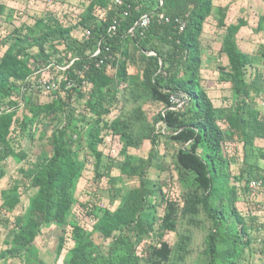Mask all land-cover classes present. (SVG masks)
Masks as SVG:
<instances>
[{
  "label": "rangeland",
  "instance_id": "374dc122",
  "mask_svg": "<svg viewBox=\"0 0 264 264\" xmlns=\"http://www.w3.org/2000/svg\"><path fill=\"white\" fill-rule=\"evenodd\" d=\"M98 3L97 0H0V63L14 42L17 29L21 28L22 36L30 35V30L34 31L40 20L47 25L39 27L43 33L53 31L55 35L58 30L68 31L63 37L76 47H83L85 55L91 48L83 39V21L89 7L97 18L98 9L103 7ZM39 29L36 36L41 33ZM53 35L44 46L49 55L46 61L40 60L38 46L28 48L34 57L30 60L31 74L37 79L60 77L63 72L59 67L73 57L66 39ZM257 40L251 41L252 56L259 59L254 69L264 64V31L259 33ZM141 55L132 41H124L116 60L104 68L107 86L116 85L114 95L108 93L105 86L100 94L106 96L101 97L95 83L87 80L83 90H66L62 85L63 93H33L29 103L19 108L17 117L20 120L11 126L9 136L18 157L8 156L0 163V171H3L0 178V264H68L79 241H90L106 254L112 251L120 237L129 240L137 257L136 264H152V249L160 247L164 241L170 244L171 255L161 264L208 263V235L215 225L203 209L195 175L177 164V153L187 144L172 140L170 135L174 131L157 122L164 105L154 101L144 85ZM50 62L54 65L48 68ZM223 66V61L219 60L214 67H206L200 81L214 107L223 110L217 119L218 125L228 131L226 112L232 109L235 99L225 76L215 72ZM183 71H186L185 63L178 68L179 76L185 75ZM7 102L1 104L9 106ZM39 105H48L46 113L22 129L24 122L33 116L31 109ZM257 106L264 112V106L258 103ZM194 112L191 103L188 119ZM97 125L102 127L100 141L96 148H91V132ZM54 133H62L65 144L82 165L75 202L65 223L43 225L29 248L19 247L18 256L11 257L7 251L15 247L14 235L27 223L31 203L38 193V187L25 174L37 169L51 156ZM153 133L159 135V142L151 161L149 135ZM222 148L226 162L230 159L232 176L225 175L216 181V192L212 195V203L225 217L217 263L232 264L242 254L241 243L230 228L236 220L232 210L234 185H238L240 192L236 204L238 211L247 215V220L253 217L255 222H263L264 209L248 210L250 194L245 188L246 181L234 178L241 176L243 144L228 141ZM258 148L264 147L258 145ZM200 151L205 156L212 152V145L203 143ZM261 165L264 167V160ZM109 214L114 220L101 228L100 222ZM168 215L175 223L173 229L167 226ZM20 217L23 220L19 223ZM258 229L251 231L253 246ZM249 248L245 257L250 254Z\"/></svg>",
  "mask_w": 264,
  "mask_h": 264
},
{
  "label": "trees",
  "instance_id": "16d2710c",
  "mask_svg": "<svg viewBox=\"0 0 264 264\" xmlns=\"http://www.w3.org/2000/svg\"><path fill=\"white\" fill-rule=\"evenodd\" d=\"M97 1H99L98 5L107 7L110 0ZM164 2L166 14L171 18L189 13L185 31L179 33L174 27V23L160 24L155 21L145 39L125 37L124 30L132 27L139 15L134 11L124 20L119 35L110 43L116 54L119 53L124 41H132L140 49L141 60L144 65L142 74L144 85L150 97L164 105V110L158 116L157 122H162L163 126L174 131L170 135L172 140L187 144L186 147L179 149L177 164L180 169L195 175L196 186L202 194L203 209L215 225V228L208 235L209 259L207 264H218V242L225 217L223 211L212 203V195L216 192L215 183L222 176H229L230 174L232 176L231 162L230 159L227 162L224 159L222 146L228 141H237L243 144L244 156L240 171L241 176L234 178L237 181L245 179L246 189H248L247 183L250 179H264V168L259 164V161L264 159V148H256L255 146L257 138H264V116L257 106L254 96L264 91L263 84L257 81L252 83L246 81L245 66L250 63V58L239 49L235 40L238 27H233L223 43V51L227 53L230 61V72L225 78L232 82L235 102L232 109L226 112L225 120L228 131L223 130L218 125L217 120L223 114V110L214 107L207 92L201 87L200 81L202 65L200 37L204 22L212 10V0H164ZM96 23L93 10L89 7L83 24L85 28H89L94 27ZM110 23V20H106L101 27L95 26L93 37L85 41L91 49L95 47L100 34L106 31ZM45 26L47 25L40 20L35 30H30L33 35L26 36L20 34L21 28L17 29L14 42L8 47L0 63V163L6 160L8 156H17V151L9 139L11 126L20 120L17 117L18 102L14 97L18 82L24 81L32 75L30 60L34 57L28 48L38 46L39 58L42 61H46L49 57L44 46L46 41L52 38L53 31L50 33L44 31L43 33L40 29L45 28ZM39 27L41 28L39 29ZM51 27L53 28V26ZM38 29L41 33L36 36ZM68 33V31L58 30L53 36L66 39L63 36ZM67 49L73 53V57H79V60L73 64V68L82 69L85 63L90 64L84 79L94 82L100 94L102 88L108 83L104 72L105 66L97 67L94 63L95 59L91 61L87 53L83 54V47H76L70 43V39L67 41ZM262 51L264 55V46ZM150 52L155 54H150ZM183 63H185L186 71H183L185 75L183 74L184 76L181 77L178 68ZM67 73L76 82L83 80V77L77 75L73 69H69ZM121 73L124 75L123 69H121ZM262 81L264 83L263 79L260 82ZM65 85L66 82H63L64 87ZM174 90H183L190 95L191 103L195 108L190 119L187 116L191 110V104L185 112H176L168 108L170 106V91ZM106 91L114 95L116 85L113 88L107 86ZM101 94V97L106 96ZM6 100L10 110H1V103ZM47 109L48 105L34 106L31 109L33 116L24 122L22 129L33 124L36 119L46 113ZM101 129L102 127L97 125L91 132V148H96L100 141L98 136ZM149 138L152 143L150 151V160L152 161L156 156L155 150L159 142V135L153 133L149 135ZM203 143L212 145V152L205 154V156H202L200 151ZM52 145L51 156L46 157L37 169H31L25 174L26 177L32 179L33 185L38 187V193L31 203L30 217L27 223L22 225L19 232L14 235L15 247L7 251L11 257L18 256L19 247L29 248L43 225L65 223L75 202V192L81 178L82 165L75 158L74 152L65 144L62 133H54ZM97 156L99 158L100 154L98 153ZM2 175L3 171H0V178ZM141 184L144 187L145 181L143 179ZM233 195L232 210L236 220L230 228L234 230L236 239L241 243L242 254L235 261L233 260L232 264H239V261L245 258V251L253 243L251 231L257 229L258 224L254 223L255 218L251 217L250 220H247V215H242L238 211L236 205L240 195L238 185H234ZM22 220L20 217L19 223ZM113 220V215H106L105 219L100 222L101 228ZM166 222L171 229L175 228V223L171 222L170 215L166 216ZM170 255V244L164 241L160 247L152 249L151 262L152 264L164 263L169 260ZM136 263L137 257L133 254L132 246L125 237L118 238L112 251L106 254L98 250L90 241H79L68 261V264Z\"/></svg>",
  "mask_w": 264,
  "mask_h": 264
},
{
  "label": "built area",
  "instance_id": "2783aa9c",
  "mask_svg": "<svg viewBox=\"0 0 264 264\" xmlns=\"http://www.w3.org/2000/svg\"><path fill=\"white\" fill-rule=\"evenodd\" d=\"M134 11L139 15L135 24L129 29L124 30L125 37H139L145 39L155 21L160 24L174 23V27L181 33L185 31L189 20V13L174 18L168 16L166 14L164 0H110L107 7H100L98 9L96 13V25H94V27L85 28L82 34L84 41H88L94 35L93 29L95 26L101 27L106 20L111 21L106 31L100 34V38L97 40L95 47L87 52L91 61L95 59L94 63L97 67H107L116 60L118 54L113 51L110 41L119 35L118 33L122 30L121 28L124 20ZM150 54L155 53L150 52ZM76 60H79V57H72L69 63L65 66H60L59 70H61L63 74L58 78L44 77L37 79L33 74L24 81L18 82L14 97L18 102V108L26 106L33 93L43 95L63 93V82H66L64 87L66 90H83L85 85H87V80L84 79V75L89 69L90 64L85 63L84 68L76 69L73 68V64ZM52 65H54V62H50L48 68ZM69 69H73L77 75H81L83 80L81 82H76L71 79L67 75ZM262 79L264 80V67L262 70ZM254 96L256 97L257 103L264 106L263 92ZM190 104L191 97L187 92L183 90L170 91L169 109L176 112H185L190 107ZM1 110H10V107L2 105ZM262 115L264 116V112H262ZM247 187L250 194L248 210L264 209V179H250L247 183ZM262 221L263 222L256 221L258 224L257 229H259L256 234L257 241L255 246L252 245L248 249V253H250L249 256L240 260L239 264H264V219Z\"/></svg>",
  "mask_w": 264,
  "mask_h": 264
},
{
  "label": "crops",
  "instance_id": "0c3cea01",
  "mask_svg": "<svg viewBox=\"0 0 264 264\" xmlns=\"http://www.w3.org/2000/svg\"><path fill=\"white\" fill-rule=\"evenodd\" d=\"M233 27H238L235 40L239 49L250 58V63L245 66L246 81L262 83L264 90V83L260 82L264 64L258 66L257 69L252 68L254 65L257 66L256 62L259 59L252 56L251 52V41L253 39L258 41L259 33L264 31V0H212V10L204 22L200 37L202 55L200 78L206 67H214V64L219 60L223 61L224 66L215 72H219L223 76L230 72V61L227 53L223 51V43ZM227 82L231 87L229 91L234 99L232 82L230 79H227ZM201 87H203L202 83ZM258 145L264 147V138H257L256 148ZM262 160L264 159L259 161L261 167H263Z\"/></svg>",
  "mask_w": 264,
  "mask_h": 264
}]
</instances>
